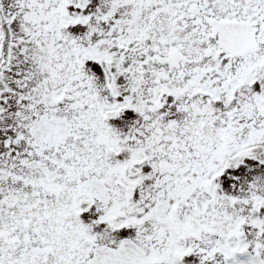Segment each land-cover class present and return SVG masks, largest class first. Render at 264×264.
I'll list each match as a JSON object with an SVG mask.
<instances>
[{
  "label": "snow or ice",
  "instance_id": "snow-or-ice-1",
  "mask_svg": "<svg viewBox=\"0 0 264 264\" xmlns=\"http://www.w3.org/2000/svg\"><path fill=\"white\" fill-rule=\"evenodd\" d=\"M0 264H264V0H0Z\"/></svg>",
  "mask_w": 264,
  "mask_h": 264
}]
</instances>
